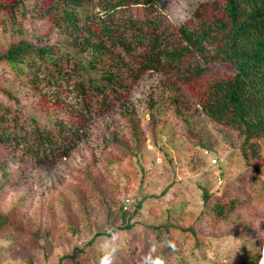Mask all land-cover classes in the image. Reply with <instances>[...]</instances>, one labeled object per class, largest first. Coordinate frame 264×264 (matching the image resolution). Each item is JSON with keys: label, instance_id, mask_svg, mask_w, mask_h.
<instances>
[{"label": "rangeland", "instance_id": "374dc122", "mask_svg": "<svg viewBox=\"0 0 264 264\" xmlns=\"http://www.w3.org/2000/svg\"><path fill=\"white\" fill-rule=\"evenodd\" d=\"M38 1L0 5V53L22 37L36 44L60 39L47 18H37ZM212 1L156 5L180 25ZM9 68L0 62V104L42 124L38 95ZM131 82L128 98L86 121V136L52 166L0 146V211L7 221L0 229V264H96L112 228L120 233L115 264H135L153 242L167 264L264 260V139L256 143L257 156L245 157L242 137L206 115L190 87L171 84L158 71ZM128 108L135 113L136 135ZM203 188L211 196L207 206ZM215 204H224L223 213L216 214ZM169 221L194 228L195 235L174 233L175 251L166 252L164 231L153 226Z\"/></svg>", "mask_w": 264, "mask_h": 264}, {"label": "trees", "instance_id": "16d2710c", "mask_svg": "<svg viewBox=\"0 0 264 264\" xmlns=\"http://www.w3.org/2000/svg\"><path fill=\"white\" fill-rule=\"evenodd\" d=\"M156 2L39 0L37 18H47L60 39L36 44L19 38L0 53V62L20 81L26 77L45 121L27 120L0 104V146L52 166L86 136V121L128 98L132 79L158 71L171 84L190 87L206 115L242 137L243 155L257 156L256 143L264 139V0H215L211 8L201 3L180 25L170 22ZM134 114L128 108L125 115L136 135ZM202 199L207 206L206 188ZM228 203L226 210L233 201ZM215 205L216 214L223 213L224 204ZM3 216L0 211V229L7 224ZM173 224L153 226L164 231L166 252L175 251L174 233L195 235L194 228Z\"/></svg>", "mask_w": 264, "mask_h": 264}, {"label": "clouds", "instance_id": "9594fccd", "mask_svg": "<svg viewBox=\"0 0 264 264\" xmlns=\"http://www.w3.org/2000/svg\"><path fill=\"white\" fill-rule=\"evenodd\" d=\"M119 238L120 233L117 229L108 230L107 237L100 244L96 264H115L119 251L117 247ZM135 264H167V259L158 252L157 244L153 242L147 253L136 259ZM261 264H264V260Z\"/></svg>", "mask_w": 264, "mask_h": 264}, {"label": "built area", "instance_id": "2783aa9c", "mask_svg": "<svg viewBox=\"0 0 264 264\" xmlns=\"http://www.w3.org/2000/svg\"><path fill=\"white\" fill-rule=\"evenodd\" d=\"M216 160L215 159H213V162H215Z\"/></svg>", "mask_w": 264, "mask_h": 264}]
</instances>
